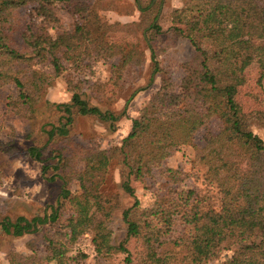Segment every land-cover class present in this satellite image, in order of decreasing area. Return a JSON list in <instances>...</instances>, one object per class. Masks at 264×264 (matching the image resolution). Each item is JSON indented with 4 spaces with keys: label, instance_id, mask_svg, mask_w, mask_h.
<instances>
[{
    "label": "trees",
    "instance_id": "1",
    "mask_svg": "<svg viewBox=\"0 0 264 264\" xmlns=\"http://www.w3.org/2000/svg\"><path fill=\"white\" fill-rule=\"evenodd\" d=\"M98 2L0 0V88L14 87L6 106L15 115L31 118L32 105L65 71L117 58L112 68L118 79L142 63L140 51L106 41L105 30L111 26L101 23ZM57 7L74 17L72 30L62 29ZM149 11V7L141 10L142 14ZM150 30L160 37L164 34L157 23L150 24ZM167 33L165 46L184 38L192 48L182 65L183 76L178 84L171 82L147 39L150 80L155 75L161 80L117 146L70 144L71 153L59 152L55 165H44L43 154L51 140L68 138L67 129L59 125L47 132L42 147L27 149L42 164V174L51 167L56 173L49 180L59 179L62 185L57 206H49V214L1 221L2 232L15 239L37 233L42 225L53 229L45 237L43 257L10 250L9 264H82L84 253H68L87 232L98 263L116 254L126 255L128 262L125 245L132 239L141 249L138 264H206L222 253H230L222 264H264V141L249 129L252 121L264 125V111L244 112L236 100L249 65L259 64L264 76V0H185L172 11ZM65 83L71 93L70 104L61 106L67 122L72 116L115 120L82 98L81 79L69 77ZM211 125L214 129L205 132L203 144L196 145L198 133ZM183 147L194 149L192 164L204 170V188L169 187L155 192L143 206L131 182H142L156 169L172 184L182 182L186 173L162 165ZM114 160L121 167V189L134 198L121 213L126 230L119 244L111 242L107 226L117 207L114 196L101 195L86 221L78 217L79 207L101 187ZM69 182L77 184L76 193L68 189ZM66 203L78 209L76 215L62 220Z\"/></svg>",
    "mask_w": 264,
    "mask_h": 264
},
{
    "label": "rangeland",
    "instance_id": "2",
    "mask_svg": "<svg viewBox=\"0 0 264 264\" xmlns=\"http://www.w3.org/2000/svg\"><path fill=\"white\" fill-rule=\"evenodd\" d=\"M99 0L97 15L102 24L109 28L105 30V39L116 46L130 47L143 53L142 63L136 69H127L121 78H116L113 65L117 58L109 62H92L80 71H65L63 76L56 79L45 88L40 101L32 105L31 118H20L6 106L9 94H15L13 86L0 88V223L7 218L14 221L18 217L32 219L35 216L49 214V206H57L62 182L59 179L50 181L56 172L50 167L45 175L42 174V164L27 154L29 147H42L47 141V132L52 126L65 127L68 138L55 137L51 146L43 154V163L51 166L57 163L55 156L59 152L71 153L70 144L80 146H98L108 149L117 146L128 133L131 119L138 116L142 105L150 95L157 90L161 77L155 75L151 81V57L147 46V39L155 46L157 61L160 68L168 72L173 84H178L183 76L182 65L190 58L192 48L184 38L172 40L170 46H165L167 29L172 11L181 8L185 0ZM149 7L147 14L141 10ZM56 15L62 29L70 31L75 22L74 17L66 10L57 7ZM156 18V19H155ZM160 25L164 34L160 37L150 30V24ZM69 77L81 79L82 98L89 105L97 107L102 113L112 115L115 120L103 121L97 116H72L67 122L66 114L61 106L70 104L71 93L67 90L65 80ZM114 78V79H113ZM113 79V80H112ZM245 83L239 87L236 100L244 112L264 111V76L261 75L259 64H251L244 71ZM211 125L202 129L195 138V144H203V135L212 130ZM249 129L264 141V125L257 121L250 123ZM72 141V143H71ZM194 149L183 147L174 150L163 162V168L178 169L186 173L187 177L178 184L154 170L142 182L132 181L135 197L141 204L147 205L155 192H165L172 188H204V170L192 164ZM121 167L117 161H112L107 170L106 178L101 187L91 192L87 200L79 207V219L86 221L93 213L99 197L114 196L117 203L107 223L111 232V242L119 244L125 239V224L121 213L130 207L134 201L120 187ZM71 193L78 191L75 182H69ZM69 204L62 207V220L76 215ZM53 234L48 225L39 227V231L21 238L6 236L0 228V264H9L7 253L10 250L23 255L43 257L45 253V237ZM126 248L130 252V260L126 255L116 254L110 260L97 262L94 248L91 244V234H83L70 246L69 255L77 252L86 257L82 264H138L140 255L139 243L134 240L126 241ZM230 253H222L219 257L206 264H222ZM43 264H56L55 262Z\"/></svg>",
    "mask_w": 264,
    "mask_h": 264
}]
</instances>
